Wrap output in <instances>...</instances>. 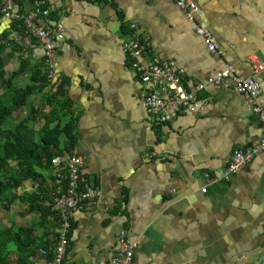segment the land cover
<instances>
[{
    "label": "crops",
    "instance_id": "0c3cea01",
    "mask_svg": "<svg viewBox=\"0 0 264 264\" xmlns=\"http://www.w3.org/2000/svg\"><path fill=\"white\" fill-rule=\"evenodd\" d=\"M35 1H14V8L25 14ZM45 3L50 14L38 22L50 28L62 24L65 32L52 58L53 90L64 84L62 99L78 117L73 152L84 157V171L101 190L72 214L68 264H111L123 228L136 242L133 264H264V152L228 179L206 176L223 172L235 149L258 143L264 132L259 116L244 94L208 84L198 94L202 107L153 123L141 105L144 86L123 49L135 23L150 39L147 58L174 61L185 70L188 88L230 66L259 81L264 106V68L258 70L250 58L264 64V0H196V20L216 38L217 53L173 0ZM0 44L7 74L28 63L15 81L19 85L29 83L32 68L46 64L39 39L1 10ZM41 92L30 102L38 106ZM41 108L48 112L50 106ZM43 125L40 118L36 130ZM45 175L54 198L62 184L53 179L54 168ZM37 185L26 180L14 191L18 198L8 212L0 211V224L34 225L40 244L31 264H54L57 215L44 221L40 210L27 212L20 198Z\"/></svg>",
    "mask_w": 264,
    "mask_h": 264
},
{
    "label": "built area",
    "instance_id": "2783aa9c",
    "mask_svg": "<svg viewBox=\"0 0 264 264\" xmlns=\"http://www.w3.org/2000/svg\"><path fill=\"white\" fill-rule=\"evenodd\" d=\"M0 10L11 20H21L26 33L35 36L45 49L46 63L50 66L48 77L53 80L55 70L52 58L57 49L58 40L65 37L62 24L56 28L46 27L38 22L39 16H47L50 10L42 8L45 0H36L35 7L28 13L21 14L15 10L13 0H0ZM181 9L186 18L194 22V28L202 37L209 51L217 53V40L211 31L196 20L198 3L196 0H173ZM135 23L131 24L127 37L123 41V49L130 59L131 67L140 77L144 86L141 105L150 114L153 123H167L182 111H194L202 107L203 101L199 92L208 84L219 87H232L245 95L249 109L257 114L264 128V106L258 101L261 94V85L254 77H244L237 70L228 66L217 71L207 82H198L193 88H188L183 78L185 70L172 60H149L146 56L150 39L146 34L138 31ZM258 70L264 68L257 56H250ZM264 152V132L258 143L249 147H240L233 151L230 162L223 172L211 175L206 172L209 179L219 180L229 178L240 172L253 158ZM84 157L73 153L67 156L57 155L52 159L54 176L64 182V189H60L54 196V209L57 211L59 228L54 246V264H68L66 260L69 237L72 229V214L85 207L86 202L99 196L100 188L84 171ZM206 187L203 188V191ZM136 242L129 239L128 230L121 229L119 233V246L111 258V264H133Z\"/></svg>",
    "mask_w": 264,
    "mask_h": 264
},
{
    "label": "trees",
    "instance_id": "16d2710c",
    "mask_svg": "<svg viewBox=\"0 0 264 264\" xmlns=\"http://www.w3.org/2000/svg\"><path fill=\"white\" fill-rule=\"evenodd\" d=\"M14 1L22 3L21 0ZM45 7L46 3L42 5ZM14 21L16 25L20 22ZM4 49L5 45L0 44V211L8 212L18 198L14 191L24 181L31 180L38 183L37 189L25 192L20 198L27 203V212L40 210L42 220L46 221L50 215H57V211L54 198L47 193L45 172L53 168L55 156H64V151L74 153L78 117L72 103L62 99L64 84L59 83L53 90L57 82L48 77L50 66L47 63L32 68L29 83L19 85L15 81L28 63L22 61L16 72L7 74ZM37 92L42 94L38 106L30 102ZM43 103L49 104L48 112L42 111ZM25 107L29 108L26 114L23 112ZM40 118L44 119V125L37 131L35 122ZM53 179L58 180L55 176ZM60 183L64 189V182L60 180ZM42 199L47 202L40 203ZM34 230V225L0 224V264H31L30 257L40 244ZM42 244L46 248V243Z\"/></svg>",
    "mask_w": 264,
    "mask_h": 264
}]
</instances>
